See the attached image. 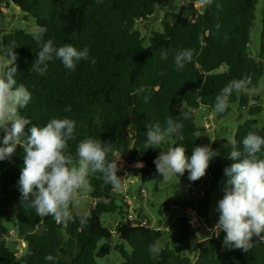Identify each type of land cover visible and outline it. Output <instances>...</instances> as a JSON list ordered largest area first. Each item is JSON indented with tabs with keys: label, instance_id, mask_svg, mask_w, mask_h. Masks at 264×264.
<instances>
[{
	"label": "trees",
	"instance_id": "16d2710c",
	"mask_svg": "<svg viewBox=\"0 0 264 264\" xmlns=\"http://www.w3.org/2000/svg\"><path fill=\"white\" fill-rule=\"evenodd\" d=\"M197 1L183 0L178 10L165 12L161 31L151 32L145 45L148 38L137 25L153 18L162 0H12L25 20H35L36 32L46 29L43 40H53L56 47H87L96 61L82 60L75 71H69L54 58L40 75L32 70L40 51L34 33L0 28L2 47L14 48L18 57L15 79L31 93L21 115L37 126L51 118L74 119L75 138L66 149L74 159L80 141L100 139L111 145L108 160L120 157L133 165L129 172L135 178L163 182L154 164L160 152L182 145L190 156L201 143L199 133L205 128L198 124L196 111L203 108L221 119L230 103L246 109L251 101L247 91L257 89L264 76L263 62L250 52L261 1L264 30V0H206L202 8ZM262 48L264 53V43ZM182 49H192L194 54L190 63L177 70L173 55ZM162 52H168L167 60L161 59ZM241 79L247 81L246 88L233 91L226 110L217 113V95L230 81ZM263 111V106L251 107L252 118L238 125L232 142L225 138L213 142L218 156L204 177L195 182L188 179V198L174 203L184 214L155 253L149 246L158 245L162 231L151 227V220L141 213L131 217L126 198L105 184L99 172L88 177L93 204L87 215L76 214L72 202L71 219L57 223L23 206L18 180L24 153L17 145L10 158L0 161V264H53L45 260L47 255L55 257V264H97V259L112 252L123 257L121 264H264V242L257 237L248 251L224 246V233L193 245L200 228L188 213L194 212L200 223L209 220L212 193L222 191L223 170L232 163L229 153L234 146L243 150L249 132L264 135V128L254 126ZM185 113L188 119L183 118ZM169 118L182 123L181 138L173 135L153 149L146 148L149 127L156 123L163 127ZM259 155L264 158V151ZM139 163L143 167L134 166ZM184 174L188 177L187 171ZM117 175L125 177L122 186L130 178L127 169L121 168ZM12 215L17 216L18 233L28 245L21 257L6 242L9 231L4 221ZM105 215L119 218L117 226L112 228L110 221L104 225Z\"/></svg>",
	"mask_w": 264,
	"mask_h": 264
},
{
	"label": "clouds",
	"instance_id": "9594fccd",
	"mask_svg": "<svg viewBox=\"0 0 264 264\" xmlns=\"http://www.w3.org/2000/svg\"><path fill=\"white\" fill-rule=\"evenodd\" d=\"M45 28H39L33 38L40 46L32 70L44 75L49 62L59 59L69 71H75L83 61H96L87 47L78 49L71 44L56 47L51 39L43 40ZM43 40V42H42ZM192 49L178 50L173 55L177 70H182L193 58ZM168 52L161 53L167 60ZM18 57L14 48L0 47V161L12 156L17 145L23 149V167L18 180L23 206L31 207L39 216H51L57 223L71 219L70 204L78 200L79 192L88 187L90 174L101 173L105 184L119 190L125 179L117 175L121 171L119 158L107 159L109 144L100 139L85 138L76 145L75 159L66 152L68 141L74 139L76 121L71 118H51L43 126H37L21 115L31 100V93L24 84L15 79L18 72ZM247 81H230L216 97L215 111L223 113L233 91L246 88ZM70 111V109H67ZM184 119L189 115L184 114ZM182 123L169 118L162 127L151 125L146 132L145 147L153 149L167 137L181 138ZM235 145V142H233ZM243 150L233 147L227 159L231 165L224 168L222 198L215 211L218 221L211 229L213 234L223 232V244L229 249L248 251L253 247V237L264 242V135L249 132L242 141ZM217 151L210 145L196 146L190 156L182 145L161 151L154 160L159 176L164 180L182 177L188 172L190 181L204 177ZM137 167H143L142 163ZM83 222V221H82ZM150 252H158L156 244L149 246ZM55 264V257L45 256Z\"/></svg>",
	"mask_w": 264,
	"mask_h": 264
},
{
	"label": "rangeland",
	"instance_id": "374dc122",
	"mask_svg": "<svg viewBox=\"0 0 264 264\" xmlns=\"http://www.w3.org/2000/svg\"><path fill=\"white\" fill-rule=\"evenodd\" d=\"M183 0H162L158 8V12L153 18L146 22H139L138 29L142 31L143 35L148 38L145 45H149V35L153 31H161V18L167 11H176L179 9ZM206 0H199L196 2L197 7L202 8ZM0 28L5 30L25 29L30 33H36L37 25L35 20L30 17L25 20L23 13L19 11L12 0H0ZM263 24H262V1L257 5L256 19L253 23L251 31L250 52L257 60H261L264 64L263 53ZM0 47L1 34H0ZM247 93L251 97L250 104L246 109H242L238 102L228 104L229 111L227 115L221 119H218L217 114H210L203 108L196 111L197 122L205 130L199 133L202 145L212 146L213 142L217 139H227L229 141L234 140V135L239 124H242L246 120L252 118L249 116V109L253 106L264 107V76L260 81L258 88L255 90H249ZM256 129L264 128V111L260 117L254 119ZM120 168L127 169L130 178L121 186L119 193L126 198V202L130 204L128 208L129 214L137 218L141 213L147 216L151 220V227L160 229L163 233V238L158 242L159 250L167 243L169 233L173 230L177 220L183 216L184 212L174 203L183 201L188 198V184L189 180L186 174L182 177H171L168 180H164L161 183H157L156 180L151 177L135 178L132 176L129 170L131 166L127 162L119 159ZM134 166L137 167V164ZM223 192L220 190L213 191L210 217L208 221L200 223L195 213L188 211V213L194 218L196 224L199 226L200 231L193 239V245L204 240L213 234L211 229L214 228L218 221V213L215 211L217 202L222 198ZM93 204V200L89 196V188H85L79 192L78 200L74 202V212L79 215H87L90 207ZM104 225L110 221L112 228L117 226L119 218L116 216L105 215L103 217ZM4 227L9 231L6 242L9 247L18 253V256H24L27 253V242L18 233V218L17 216H9L4 221ZM221 232L218 236L222 235ZM264 236V233L261 234ZM117 237H115L116 241ZM129 250V248H128ZM124 262L123 257L112 252L110 255L97 259V264H121Z\"/></svg>",
	"mask_w": 264,
	"mask_h": 264
},
{
	"label": "built area",
	"instance_id": "2783aa9c",
	"mask_svg": "<svg viewBox=\"0 0 264 264\" xmlns=\"http://www.w3.org/2000/svg\"><path fill=\"white\" fill-rule=\"evenodd\" d=\"M132 217V216H131ZM144 224H146V223H144Z\"/></svg>",
	"mask_w": 264,
	"mask_h": 264
}]
</instances>
